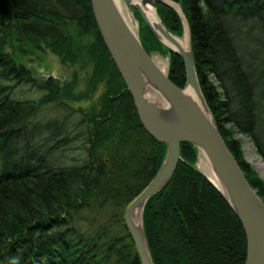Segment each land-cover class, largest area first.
Masks as SVG:
<instances>
[{
  "label": "trees",
  "instance_id": "1",
  "mask_svg": "<svg viewBox=\"0 0 264 264\" xmlns=\"http://www.w3.org/2000/svg\"><path fill=\"white\" fill-rule=\"evenodd\" d=\"M172 1L188 22L197 78L220 135L264 202V181L241 162L240 143L226 126L231 123L250 136L264 160V0ZM157 13L172 34H183L173 8L157 3ZM135 15L145 50L166 55L169 79L183 88L181 58ZM86 35L93 40L84 46ZM241 35H251L262 52L248 55V62L237 48ZM17 49H49L70 63L88 53L93 55L94 79L111 77L102 107L81 120L89 127L86 158L74 164L51 158L74 137L64 135L61 125L52 128L35 118L44 103L63 105L61 89L53 78L38 81L18 62ZM210 71L223 89L224 102L209 81ZM19 86L43 93L38 100L19 98ZM165 149L140 123L100 36L90 0H0V264H141L120 211L153 177ZM180 155L169 183L143 209L153 264H244L243 227L197 168V148L183 142ZM104 205L118 212L119 233L81 231L73 225L82 210Z\"/></svg>",
  "mask_w": 264,
  "mask_h": 264
},
{
  "label": "water",
  "instance_id": "2",
  "mask_svg": "<svg viewBox=\"0 0 264 264\" xmlns=\"http://www.w3.org/2000/svg\"><path fill=\"white\" fill-rule=\"evenodd\" d=\"M137 12L153 35L172 42L170 48L182 60L186 82L183 88L175 85L142 45L138 34L126 21L115 0H90L93 16L126 90L130 93L135 113L144 130L157 142L165 145L161 165L142 189L125 208L123 219L141 264H153L149 252L142 219L138 225L133 218L134 209L146 201L172 178L181 160L180 145L193 144L198 158L203 155L215 174L216 182L203 175L219 191L241 223L246 237L244 264H264V202L249 184L237 160L226 146L218 126L202 94L195 69L191 48L189 25L181 6L172 0H121ZM157 3L173 8L188 28L189 46L181 47L178 38L162 23L157 13ZM150 5L160 23L152 24L142 6ZM178 7H177V6ZM183 35V34H182ZM164 45V44H163ZM191 90V93L186 91ZM152 96V97H150ZM241 162H246L244 158Z\"/></svg>",
  "mask_w": 264,
  "mask_h": 264
},
{
  "label": "rangeland",
  "instance_id": "3",
  "mask_svg": "<svg viewBox=\"0 0 264 264\" xmlns=\"http://www.w3.org/2000/svg\"><path fill=\"white\" fill-rule=\"evenodd\" d=\"M124 6H127L122 2ZM126 14L132 28L139 33L140 22L138 16L132 12L130 6L126 8ZM126 18V17H125ZM141 18V17H140ZM183 25V24H182ZM184 32V31H183ZM182 32V33H183ZM182 36V35H181ZM90 36H83L81 39L82 45L91 44ZM251 35H241L237 41V48L243 55V59L248 62V55L262 53L258 46L253 42ZM6 51L11 52V48H6ZM20 59L38 81H46L53 78L60 87L59 98L63 101V105L58 107L56 103L47 102L40 105L37 109L35 121L40 123H50L51 127L61 125L64 135L70 134L71 139L68 147L64 150H54L50 154L56 163L74 164L80 159L87 157V149H85L86 136L88 135L89 127L85 122H81L85 114H90L102 107L103 96H105L110 88V76H98L94 79V60L93 55L86 53L82 58H78L74 63L63 61V59L51 52L45 50H28L22 53V49H17ZM150 54L155 60L166 62V72L169 67V58L159 51H150ZM258 74L255 73L256 77ZM260 76V75H259ZM208 78L218 93L219 100L224 102L223 89L217 90L218 82L212 72H208ZM17 97L29 98L38 100L42 95V91L37 88H28L20 86L16 89ZM106 93V94H105ZM84 113V114H83ZM70 123V124H69ZM81 123V124H79ZM39 127V123L37 124ZM74 126V129L71 127ZM87 126V127H86ZM226 126L232 130V136L239 141L243 158L246 160V153L250 150L252 157L255 156L257 161H261L262 157L256 150V146L250 136L239 131L233 124L227 123ZM34 131L31 133L32 138L36 137ZM240 134H243L240 137ZM31 138V139H32ZM53 141L51 145H53ZM62 152V154H61ZM248 155V153H247ZM199 161V160H198ZM198 163V162H197ZM257 171V170H256ZM258 176L264 181V172L257 171ZM124 210L120 214H124ZM118 212L112 206L104 205L103 207L91 206L82 210L73 218V225L81 231H103L106 234H115L121 231V225L116 222ZM101 234V233H100Z\"/></svg>",
  "mask_w": 264,
  "mask_h": 264
},
{
  "label": "bare ground",
  "instance_id": "4",
  "mask_svg": "<svg viewBox=\"0 0 264 264\" xmlns=\"http://www.w3.org/2000/svg\"><path fill=\"white\" fill-rule=\"evenodd\" d=\"M116 3L118 4V7L119 9L121 10L122 14L126 17V21L128 22V24H130L129 22V19L127 17V14H126V8H128L129 6H124L121 2V0H115ZM177 6V5H176ZM178 7V6H177ZM131 8V7H130ZM144 12L146 13V15L148 16L149 20L152 22V24H158L160 23L157 15H156V11L155 9L150 6V5H145V6H142ZM136 13V12H135ZM140 16V15H139ZM137 33V31H136ZM163 44L167 47H170V48H173L175 49L176 46L170 42L168 39L166 38H161ZM178 41L181 45L182 48H184L185 50H187L188 46H189V32H188V28H185V31L183 32V35L180 36L178 38ZM155 60V59H154ZM155 62L161 67V69L166 72V65L167 63L166 62H160L158 60H155ZM214 75V73H212ZM215 76V75H214ZM186 91L188 93H191V90L189 88H186ZM152 97V96H150ZM257 150V149H256ZM258 152V151H257ZM248 153V155H247ZM245 155H246V162L256 171L259 170L260 173L264 172V160H262L263 162L261 161H257L255 159V156H251L249 155L251 153V151L249 150ZM263 159V158H262ZM161 165V164H160ZM177 168V167H176ZM197 168L202 171L203 173H205L211 180H213L214 182H216V177H215V174L214 172L212 171L211 169V166L209 165L208 161L206 160V158L201 155L200 158H199V161L197 163ZM176 170V169H175ZM256 171V172H257ZM173 176V175H172ZM248 181V180H247ZM142 191V190H141ZM140 191V192H141ZM139 192V193H140ZM127 207V206H126ZM133 218H134V221L139 225L140 224V220L142 219V222H143V212H142V216H141V207H137L136 209H134V212H133ZM144 226V225H143ZM138 255V254H137Z\"/></svg>",
  "mask_w": 264,
  "mask_h": 264
},
{
  "label": "built area",
  "instance_id": "5",
  "mask_svg": "<svg viewBox=\"0 0 264 264\" xmlns=\"http://www.w3.org/2000/svg\"><path fill=\"white\" fill-rule=\"evenodd\" d=\"M215 77V76H214ZM215 79H216V81L218 82V80H217V78L215 77ZM218 87H217V90H219V89H222L221 88V86H220V84H219V82H218ZM224 100H225V96H224ZM243 134H240V137H244V136H242Z\"/></svg>",
  "mask_w": 264,
  "mask_h": 264
}]
</instances>
